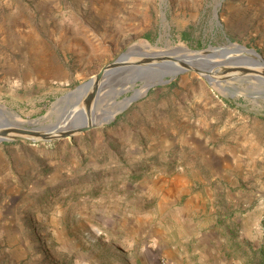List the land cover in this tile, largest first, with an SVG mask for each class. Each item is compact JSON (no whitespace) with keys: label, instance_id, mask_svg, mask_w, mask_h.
Listing matches in <instances>:
<instances>
[{"label":"rangeland","instance_id":"1","mask_svg":"<svg viewBox=\"0 0 264 264\" xmlns=\"http://www.w3.org/2000/svg\"><path fill=\"white\" fill-rule=\"evenodd\" d=\"M230 43L264 59V0H0V105L12 122L47 126L63 114L52 110L59 98L129 47ZM142 86L112 76L101 108ZM140 96L82 134L0 143V264L171 262L154 239L164 220L177 238L168 214L185 199L175 203L166 186L177 176L188 182L186 196L200 191L198 180L212 185L218 197L204 206L218 224H227L222 214L239 220L229 225L239 226L234 243L216 245L203 263L264 264V82L237 75L209 84L187 71ZM229 149L242 151L238 163L210 165L211 153ZM224 183L240 197L225 209ZM207 212L199 214L211 222ZM198 260L190 246L185 263Z\"/></svg>","mask_w":264,"mask_h":264},{"label":"water","instance_id":"2","mask_svg":"<svg viewBox=\"0 0 264 264\" xmlns=\"http://www.w3.org/2000/svg\"><path fill=\"white\" fill-rule=\"evenodd\" d=\"M217 12L218 9L215 10L216 19L218 17ZM129 48L107 63L94 77L59 98L54 103L52 110L60 107L63 114L50 125L40 126L38 120L27 123L22 122L18 126L14 125L13 122L10 123L7 120V117L11 119L14 114L6 110L3 105H0V143L14 140L33 143L54 142L82 134L92 129L98 124L74 128L75 124L73 123V128L57 134L53 133L55 129H59L71 120H75L76 123V120L83 117L84 111L88 113L92 110L93 105L96 108L98 103L97 98L100 97L101 90L106 85V81L110 76L114 75L127 74L133 86L138 82L143 84L147 82L153 83L147 88V91L154 86L169 84L179 74L187 71L198 73L209 84H218L220 81L214 76V70H216L215 74L222 71L232 73L231 76L224 77V79L234 78L239 75L264 82V59L258 52L247 49L239 44L230 43L220 47L209 46L207 49L201 51L189 50L194 53L193 56H190L193 58L190 59L172 56V50L175 48L165 51H152L149 52V55L135 53ZM134 58H138V60H133ZM156 65L165 67L166 71H155L154 67ZM226 66L228 67L226 68ZM175 68L178 69L176 73L173 72ZM224 79L221 81H224ZM136 90L138 89L133 90V94L130 97L124 98V100H129L130 103L118 113L126 110L141 97L134 96ZM126 92L128 91L121 90L119 94L122 95ZM116 115L110 121L104 123H110Z\"/></svg>","mask_w":264,"mask_h":264},{"label":"crops","instance_id":"3","mask_svg":"<svg viewBox=\"0 0 264 264\" xmlns=\"http://www.w3.org/2000/svg\"><path fill=\"white\" fill-rule=\"evenodd\" d=\"M250 147H252V145L249 146L246 144V146L243 148V154L249 155L248 150ZM197 154H199V152ZM240 154H242V151L238 152L236 149H229V151L224 150L218 155L211 153L210 165L214 167L223 166V168H231L234 164L238 163V156ZM203 167L204 166H202V168ZM205 167H207V165H205ZM194 169L195 168L192 167L191 171H194ZM169 182V184L167 183L166 186H168V190L174 191L172 194L175 196V203H177L178 200H181L182 197L185 199V201L180 206L174 208L173 215L168 214V216L171 218L170 223L175 227V235L177 238H172V230L167 226L165 227V220L162 221L161 226L164 227V229H160L158 232V237L154 239L157 249L160 252V255L171 259L170 261L172 264H187L185 263L186 258L188 257L190 246H192L193 253L196 252L199 256L200 261L198 260V262L205 264L203 263V259L206 258V255L208 256L210 252L216 251V245H225L226 247L229 246V244L234 243L230 235L234 233L235 230L237 233L239 226H236V229H232L229 225L231 224L232 227H234L239 220L235 216L231 217L230 213L227 217L225 214H222L223 218L227 221V224H218L217 219L219 216L216 214V211H213L214 207L210 206L208 208L207 206H204V203L213 204L218 197L212 190L211 184L204 185L207 184L206 180H198L199 184L201 185L198 186L200 187V191H197L195 194L189 196L184 195L186 193L185 187L188 186V182L186 183L182 176H177L175 180ZM224 187H227V189L222 191V195L219 197L221 198V202L225 203L223 207L225 209L226 207H231L232 204L234 205L235 199L240 200V197L238 194L228 190V187H231V185L224 183ZM172 199L174 198L172 197ZM207 210V216L209 218L212 216L211 222L205 221V219L201 217V215L205 214ZM196 215H200V218H196ZM191 216L193 217L191 218ZM227 260L228 259L224 257L223 263L228 264ZM206 264L210 263L206 262Z\"/></svg>","mask_w":264,"mask_h":264},{"label":"bare ground","instance_id":"4","mask_svg":"<svg viewBox=\"0 0 264 264\" xmlns=\"http://www.w3.org/2000/svg\"><path fill=\"white\" fill-rule=\"evenodd\" d=\"M171 48V47H170ZM130 50L134 51L135 53H144L145 55H149V52H152V51H156L152 46H150L149 44H144V45H139V46H134L132 47ZM172 56H177L179 58H193V57H190L191 55L193 56L194 53L192 51H189L188 49L184 48V47H177L175 49L172 50V53H171ZM133 60H138V58H134ZM196 66V64H194ZM165 67L163 66H160V65H156L154 67L155 71H166L164 69ZM260 70V69H259ZM178 71L177 68H175L173 70L174 73H176ZM215 71L214 70V76L217 75L216 79L218 80H222V76L220 77V74L221 75H224V73H227V72H216L215 74ZM223 73V74H222ZM111 78V76H110ZM153 83H149L147 82L146 84H143L142 86V89L140 90H136L134 92V96H140V93H145V91H147V88ZM126 91H129V90H126ZM105 96V95H104ZM102 96L100 95L99 98H97L98 100V103H97V107L94 108L95 106L93 105V107L91 108L92 110L88 113H86L85 111L83 112V117H80L78 120H76V123H75V120H71L69 121L68 123L62 125L59 129H55L53 131V133L57 134L61 131H65L67 129H70V128H73V123L75 124L74 128H80L81 126H84V125H91V124H99V123H103V122H108L110 121L119 111H121L123 108H125L126 106H128V104L130 103L129 100H124V101H121V102H117V101H112V103L108 106H106L105 108H101L100 106V102L101 100L103 101V99H101ZM98 109V111L96 112V110ZM96 112V113H95ZM95 113V115H94ZM16 115H14L15 117ZM13 118V117H12ZM7 120L12 123V120L9 119L7 117ZM19 123H22L21 121L19 120H15L13 121V124L14 125H19Z\"/></svg>","mask_w":264,"mask_h":264},{"label":"built area","instance_id":"5","mask_svg":"<svg viewBox=\"0 0 264 264\" xmlns=\"http://www.w3.org/2000/svg\"><path fill=\"white\" fill-rule=\"evenodd\" d=\"M163 264H172V263L168 262L167 260H163Z\"/></svg>","mask_w":264,"mask_h":264}]
</instances>
